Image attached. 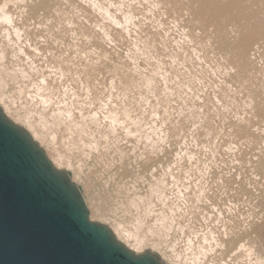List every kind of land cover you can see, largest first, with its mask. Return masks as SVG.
<instances>
[{"label":"rangeland","instance_id":"374dc122","mask_svg":"<svg viewBox=\"0 0 264 264\" xmlns=\"http://www.w3.org/2000/svg\"><path fill=\"white\" fill-rule=\"evenodd\" d=\"M1 6L14 14L22 38L9 28L7 64L32 71L30 89L45 79L51 107L87 122L99 142L86 156L73 152L64 170L76 176L93 210L110 225L143 233L134 222L139 214L128 210L126 196L136 192L150 199L148 224L169 215L166 253L146 250L166 263L179 254V264H264V0H0ZM0 42L7 43L4 34ZM20 47L25 52L10 57ZM5 94L21 115L30 112L33 124L47 127L30 94L14 83ZM196 245L206 257L194 260Z\"/></svg>","mask_w":264,"mask_h":264},{"label":"water","instance_id":"95a60500","mask_svg":"<svg viewBox=\"0 0 264 264\" xmlns=\"http://www.w3.org/2000/svg\"><path fill=\"white\" fill-rule=\"evenodd\" d=\"M0 264H167L93 221L72 176L0 107Z\"/></svg>","mask_w":264,"mask_h":264},{"label":"bare ground","instance_id":"6f19581e","mask_svg":"<svg viewBox=\"0 0 264 264\" xmlns=\"http://www.w3.org/2000/svg\"><path fill=\"white\" fill-rule=\"evenodd\" d=\"M14 1H15V3L20 2V0H13V2ZM21 2H23V0H21ZM13 15L9 11H7L5 9V6H1L0 7V27H1V32H0L1 35L0 36H2L4 34L5 41L7 40V43H3L2 44V42H0V107L2 108V110L4 111V113L6 114V116L10 120H12L14 123L20 125L21 127L25 128L31 134L32 138L46 151L48 157L50 158V160L52 161V163L58 169H60V170H67V168L65 169V166H72V162H71L70 158H71V155L73 154V152H79V153L82 152V153H85V156H86V153L87 152H84V151L88 147L90 149H94V148H97V147L99 148V146H98V143L99 142L97 141L96 137H94L92 135V133H88V128L91 127V125L88 127V123L87 122H85L84 120H83L84 122H82V121L80 122V121L75 120L72 117V115H71V111L68 110V109H62L61 110V109H56V108L51 107V103H50L51 102V98L48 97L47 95H45V93H43L44 91L42 92V89L45 87V83H44L45 82V79L44 78H43L44 80L42 82L34 83L33 84V89H30V77L32 75V73H31L32 71L31 70L29 71L28 69L24 68V66H21L20 67L18 64L17 65H13V66L11 65L12 67H10L7 64V61H8V58H9V55L8 54H9V51H10L9 50V47L11 46V42L13 43L12 38H11V32L9 31L10 30L9 28L11 27V28L14 29V34H15V36H17L16 38H20L21 37V29L19 28V26H16L15 25V21H14ZM2 24H4L5 26H7V27H4L3 28V31H4L3 34H2ZM1 38H4V37H1ZM20 39H22V38H20ZM10 49H11V47H10ZM17 49H18L17 51L11 50L10 57H12L14 59L15 58L17 59V56L19 57V55H21V54H23V52H25V50L23 49V47L22 48L20 47V48H17ZM19 52L20 53L22 52V53L20 54ZM30 69H31V67H30ZM9 83L17 84L19 86L20 94H27V95L30 94L27 97H29L33 101V103H35V101L37 102L35 104V106H37L36 111L39 113V116H40V123H43V124H45L47 126L44 130H41L37 125L33 124L30 121V117H31V113L30 112H28L27 114L21 115L18 110L14 109L7 102V100H6L7 95L5 94V89H6V87L8 86ZM35 99H37V100H35ZM48 112H49V114L47 115ZM125 112H127V111H125ZM128 112H129V110H128ZM110 114H114L113 111ZM114 115H112V116H114ZM117 116H119V115H117ZM128 116H130V115H127V117ZM98 121H99V119H97V113H94L92 115V122H94L93 124H95L94 125L95 127L98 126V125H96V123H98ZM115 121L116 120H114V122ZM140 127H138V128H140ZM138 128H137V130H138ZM95 130H96V128H95ZM141 130L142 129L140 128L139 131H141ZM58 132H62V133H60L61 134V139L58 136ZM92 132H94V131H92ZM97 132H99V130ZM62 134H63V136H62ZM99 134H101V133L99 132L98 135ZM104 135H105V133H104ZM97 138H99V137H97ZM110 145H112V144H110ZM102 146L103 145H101V147ZM120 148L121 147H118V150ZM66 149H67L68 152L66 151ZM104 149L106 150V148H104ZM94 150H96V149H94ZM107 151H105V152L108 153ZM121 151H124V150H121ZM101 152H100V154H101V157H102V153ZM96 153H97V151H96ZM116 153H118V152H116ZM89 154H91V153H89ZM103 155H104V153H103ZM98 157L101 158L100 156H98ZM121 158H122V156H121ZM105 159H106V156H105ZM100 160L102 161V159H100ZM110 163H111V161H110ZM99 164L101 165L102 163H99ZM107 165H108V163H107ZM106 166H104L105 169H106ZM90 168H92V167H90ZM94 168H96V167H94ZM102 169H103V167H102ZM107 169H110V168L108 167ZM105 171H108V170H105ZM79 172H80V170H79ZM77 173H78V171H77ZM102 174L103 173L101 172V175ZM89 179H86V180H89ZM73 180H74V182H76L78 184V182L76 180V176H74ZM92 184H93V182L91 183V185ZM121 184H119V185H121ZM88 185H90V183ZM106 188H107V185H106ZM123 188H124V186H123ZM160 189H161V187H160ZM160 189H158V192L160 191ZM85 191H86V189H85ZM114 191L117 192L116 190H114ZM161 193H164V192H160L158 195H159V198L162 199L164 196ZM85 194H86V192H85ZM118 194H119V191H118ZM104 195H105V193H104ZM104 197H102V198H104ZM106 197H107V195H106ZM126 197H127V200L128 201L127 200H125V201H127L128 202L127 204L129 205L128 210L134 209V211H136L135 213H138L139 214L135 218V221L134 222H135L136 227H138V228H142L144 226V232L143 233H139V231L136 230V229H135L136 232H134V230L133 231L132 230H128L127 228H124L123 225L120 224V223H118L117 226L110 225V223L108 222V218H107L108 216H106V214L102 213L98 208H97L98 210L97 209L96 210H93L94 207L93 206L91 207L90 205H88L89 206V209H90V217H91V219L93 221H97V222H100V223H103V224L108 225L112 229V231L114 232V234L117 237V239L120 242H122L128 249H130L131 251H133V252H135L137 254H140L142 252H145L149 248L152 249L153 252H155V250H159V251H162L161 253H163V254L166 253V251L162 248V242H163V240L165 241V239H166L165 237L169 234V231L172 228V223L169 222L170 221L169 215L166 214L165 212H161V213H159V214L156 215L157 217H155L153 223L148 224V218L154 212V210L152 209V207L150 205V199H149V197H145V196H143L141 194H137L136 192H134L133 195H131V196L130 195L129 196L127 195ZM117 198H120V197H117ZM120 200H122V199H120ZM91 201H93V200H91ZM114 201L115 200H113V202ZM88 202L89 201H87V203ZM102 207H105V206H102ZM112 207H113V205H112ZM120 207H121V205H120ZM114 208L116 209V206H114ZM125 209H126V207L124 208V210ZM150 236H151V238H150ZM188 240H187V242H189V243H187L188 244L187 246H189V244H190V247H191L194 244V243L192 244V241L193 240L192 239L189 240V241ZM204 241H206V240H204ZM196 249H198V246H197ZM201 250H203V247L201 248ZM197 251H196L197 253H194L195 256L193 255L194 256L193 257L194 260L200 259L202 257L201 256L202 254L204 255L203 257H206L205 255H207L206 254L207 250H206L205 253H203L199 249ZM191 253H192V251H191ZM163 254H162V256H164ZM176 257H179L180 258V255L179 254H175V256H173V259L170 258V257H168L171 263L170 262L169 263L167 262V264H179V263L176 262V260H177Z\"/></svg>","mask_w":264,"mask_h":264}]
</instances>
